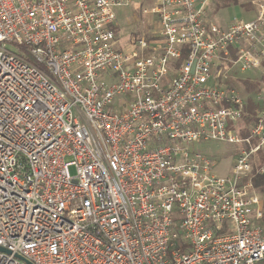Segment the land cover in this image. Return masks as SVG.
Returning <instances> with one entry per match:
<instances>
[{
	"label": "built area",
	"instance_id": "1",
	"mask_svg": "<svg viewBox=\"0 0 264 264\" xmlns=\"http://www.w3.org/2000/svg\"><path fill=\"white\" fill-rule=\"evenodd\" d=\"M136 1L0 0V264H264V93L242 136L226 74L262 68L264 0L227 26L149 0L159 30L122 46ZM208 140L242 145L229 175Z\"/></svg>",
	"mask_w": 264,
	"mask_h": 264
},
{
	"label": "rangeland",
	"instance_id": "2",
	"mask_svg": "<svg viewBox=\"0 0 264 264\" xmlns=\"http://www.w3.org/2000/svg\"><path fill=\"white\" fill-rule=\"evenodd\" d=\"M239 1L240 3L238 5L225 7L224 3L226 0H214L211 10L212 19L219 25L224 26L233 18L245 17L243 13L249 10V8H251V10L256 8L257 0ZM151 2L152 1L149 0H137L132 6L117 8L116 31L120 45L125 46L131 37L151 39L159 30L157 18L152 14L143 13V9L150 7ZM263 73V68L260 70L241 72L236 67L226 72V74H229L231 79L234 80V83L244 99L247 102L251 99L254 104H256V102L259 104L261 103L262 98L259 93L257 94V90L261 84ZM251 111H247V114L239 123L238 127L243 134H247L248 129L252 126L253 115ZM241 147V144L220 140L201 141L193 145L195 150L214 159L217 162L216 168L214 169L215 173L224 176L230 173L232 164L234 163L233 159ZM69 171L71 174H75V167L70 166Z\"/></svg>",
	"mask_w": 264,
	"mask_h": 264
},
{
	"label": "trees",
	"instance_id": "3",
	"mask_svg": "<svg viewBox=\"0 0 264 264\" xmlns=\"http://www.w3.org/2000/svg\"><path fill=\"white\" fill-rule=\"evenodd\" d=\"M240 3L239 0H226V2L224 3V6H232V5H238ZM28 59L31 61H34L33 58L30 55H27ZM262 68L264 69V64L262 66ZM260 68V69H262ZM258 69V70H260ZM258 93H264V73L262 75L261 78V84L257 90V94ZM262 102L259 104L258 102H256V104H254L253 100H249L247 102V111L250 112L251 110V114L253 115V122L252 125H254L257 121H258V113L259 111L262 109ZM245 117V116H244ZM250 129V128H249ZM248 129L247 134H243L241 131V135L243 136H247L250 133V130ZM253 185L256 189H258V191L263 195L264 194V175H255L253 178Z\"/></svg>",
	"mask_w": 264,
	"mask_h": 264
},
{
	"label": "crops",
	"instance_id": "4",
	"mask_svg": "<svg viewBox=\"0 0 264 264\" xmlns=\"http://www.w3.org/2000/svg\"><path fill=\"white\" fill-rule=\"evenodd\" d=\"M243 15L245 16V17H242V18H244V19H253V18H255V16H256V8H253L252 10H251V8H249V10H247L246 12H244L243 13ZM228 24H226V25H224V26H227ZM228 83H232V84H234L235 86H236V84L234 83V80L233 79H231V78H229L228 79ZM237 87V86H236ZM260 94V93H259ZM247 114V108H245V115ZM244 115V116H245ZM238 126H239V124H238ZM237 125L235 126V129L237 130V131H239L240 132V130L241 129H239V127H238ZM252 127V126H251ZM250 127V128H251ZM250 130V129H249ZM243 136V135H242ZM241 149H242V147H241ZM241 149L240 150H238V152L236 153V155H235V157H234V161H235V158L237 157V155L239 154V152L241 151ZM207 156V155H206ZM207 157H209V156H207ZM209 158H211V157H209ZM212 159V158H211ZM214 160V159H213ZM216 162V161H215ZM233 162V161H232ZM216 164H217V162H216ZM232 166H233V164H232ZM216 168V167H215ZM230 172H231V170H230ZM230 174V173H229ZM228 174V175H229ZM224 176V175H223ZM256 189V188H255ZM257 191H258V189H256ZM259 192V191H258ZM260 193V192H259ZM261 194V193H260ZM264 195V194H263Z\"/></svg>",
	"mask_w": 264,
	"mask_h": 264
},
{
	"label": "water",
	"instance_id": "5",
	"mask_svg": "<svg viewBox=\"0 0 264 264\" xmlns=\"http://www.w3.org/2000/svg\"><path fill=\"white\" fill-rule=\"evenodd\" d=\"M0 251H6V249L0 246ZM28 263L31 264L30 262Z\"/></svg>",
	"mask_w": 264,
	"mask_h": 264
}]
</instances>
